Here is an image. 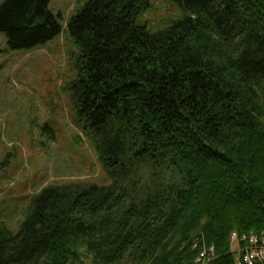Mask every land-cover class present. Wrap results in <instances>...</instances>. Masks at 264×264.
I'll list each match as a JSON object with an SVG mask.
<instances>
[{"label":"trees","instance_id":"16d2710c","mask_svg":"<svg viewBox=\"0 0 264 264\" xmlns=\"http://www.w3.org/2000/svg\"><path fill=\"white\" fill-rule=\"evenodd\" d=\"M51 0H4L0 32L29 49L62 30ZM151 32L149 0H89L67 26L79 46L78 114L109 183L42 188L0 264H235L231 233L264 229V0H175ZM201 246V247H200Z\"/></svg>","mask_w":264,"mask_h":264},{"label":"rangeland","instance_id":"374dc122","mask_svg":"<svg viewBox=\"0 0 264 264\" xmlns=\"http://www.w3.org/2000/svg\"><path fill=\"white\" fill-rule=\"evenodd\" d=\"M87 1L51 0L49 7L60 14L62 30L35 47L12 49L0 32V220L13 233L21 228L31 199L42 188L110 182L93 132L78 114L73 87L79 77L80 49L67 23ZM149 3L138 21L151 32L183 15L175 0ZM231 246L233 250L238 246L232 238Z\"/></svg>","mask_w":264,"mask_h":264},{"label":"built area","instance_id":"2783aa9c","mask_svg":"<svg viewBox=\"0 0 264 264\" xmlns=\"http://www.w3.org/2000/svg\"><path fill=\"white\" fill-rule=\"evenodd\" d=\"M232 243H237V248L231 251L235 254V264H264V229L250 230L245 232L233 231L231 234ZM203 246L199 250L193 263L186 264H205L206 260H214L217 255L215 247ZM207 261V262H208ZM206 262V264H207Z\"/></svg>","mask_w":264,"mask_h":264},{"label":"bare ground","instance_id":"6f19581e","mask_svg":"<svg viewBox=\"0 0 264 264\" xmlns=\"http://www.w3.org/2000/svg\"><path fill=\"white\" fill-rule=\"evenodd\" d=\"M231 239V238H230ZM201 247V246H200ZM203 247V246H202Z\"/></svg>","mask_w":264,"mask_h":264}]
</instances>
